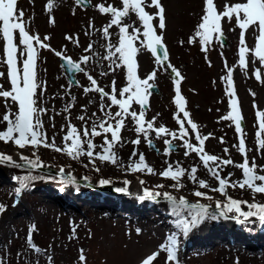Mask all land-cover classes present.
<instances>
[{
    "label": "snow or ice",
    "instance_id": "obj_1",
    "mask_svg": "<svg viewBox=\"0 0 264 264\" xmlns=\"http://www.w3.org/2000/svg\"><path fill=\"white\" fill-rule=\"evenodd\" d=\"M18 2L19 0H0V81H2L0 82V102L5 109L0 115V124L5 126L3 130H0V142H3L5 146H14L18 150L30 148L31 155L35 159L20 153L19 160L24 161L22 165L17 163L12 155L0 151V166L16 169L42 168L44 165L37 153L43 148L62 153L74 161L83 163L86 168L91 165L93 170L100 173L102 172L100 165L124 168L117 148L122 149L126 143L130 142L134 147L128 158L126 171L133 176L143 174L171 181L169 186L176 192L186 187L184 183L186 179L194 186L191 195L197 200L213 201L214 197L209 195V192L223 197L222 200H215V211H211L208 205L199 202L190 203L183 195L177 198L167 191L161 192L145 187L146 180L139 179L142 190V194L137 197L139 201L156 202L157 198L162 197L174 215L188 213V218L181 219L177 225L184 238L204 223L221 219H235L239 224L256 221L261 228H264V202H260L257 198L264 196V174H262L264 166L258 165L255 157H252L251 161L249 159L252 149L246 144L244 117L234 83V73L238 68L245 76L251 73L249 78L254 77L258 83L264 85V0H239V2L225 0L222 6L218 5L217 0H203L202 15L187 41L190 45L198 44L207 60V54L213 50V45H218L221 49L226 46L225 24L232 25L229 31L234 32L236 28L240 30L236 64L229 66L227 60L224 61L226 74L220 79L228 98L229 110L218 121V123L227 121L230 127H234L238 143L231 147L241 155L240 163H235L231 159L228 147L223 149L224 154L228 156L227 159L206 151V141L214 137L212 133L207 135L202 133L201 127L194 122L188 110V101L181 87L185 76L170 62L165 42L168 16L162 0H116L115 4L108 3V0H101L94 6V10L102 17H107V22L97 28L95 18H89L83 32L84 36L89 37V42L83 45L80 34H66L64 37L72 44V51L79 49L76 59L68 54L67 45L57 50L49 43L50 35L41 37L38 31H33L31 20L26 18L23 9L18 8ZM73 2L75 7L83 10L93 7L90 0H73ZM30 3L34 6V0H30ZM56 8V0H47L44 6V12L48 15V23L51 26L56 23L54 18ZM97 33L103 40V43L99 44L103 53L96 50L98 41L91 39ZM248 37H252V45H249ZM180 44L183 45L184 41L181 40ZM44 51L59 58L69 85L67 88L61 85V88H64V96L61 99L70 98L63 105L62 112H56L54 106L52 109L43 106L47 103V99H55V96L45 97L47 81L40 76V64ZM144 55L150 56L155 65L153 70L146 74H142L140 64V57ZM221 56L223 57V52ZM208 63L211 66L210 60ZM97 68L100 69L99 72L96 71ZM160 72L169 74L172 82L175 129L164 123L157 124L158 113L148 118V112L151 109L150 97L153 95V90L157 89ZM79 74L86 79V84H81L76 78ZM118 76L123 81L120 86H118ZM5 83L10 87L6 88ZM73 87L82 89L83 95L88 97L87 103L78 109L80 114L75 117L82 122L80 127L72 123V109L77 106V97L71 90ZM249 91L255 97L256 94ZM88 104H98L97 111L89 114ZM253 108L256 109L254 124L256 151L261 158H264V110H260L255 102ZM49 111L53 112V116L49 117L53 121V128H55V115L67 114L65 115L66 124H62L60 128V131L64 132L62 147L56 143V134L51 138L47 135L42 117ZM125 130L134 131L135 139L126 141L122 135ZM97 138H100L102 142L97 143ZM142 141L149 150H155L158 155L161 153L155 142H163L162 155L165 157L163 164L166 167L162 171L157 172L146 161L145 154L139 151ZM219 142L226 143L224 137H220ZM179 148L184 150L183 155L186 159H198L199 164L191 163L185 167L179 160L172 161L171 156ZM85 158L87 163H84ZM229 166L240 170L242 178L233 180V172H227L224 175ZM201 169L216 182V186L199 177L198 172ZM59 172L62 183L69 186L76 185L74 177L69 175L67 179L64 178V168H60ZM14 179L20 185L15 189L14 196L21 197L22 193L29 188L30 181L42 179V177L26 175L17 176ZM110 183L109 179L99 180V185L102 187L109 186ZM123 183L126 186L131 184L127 179ZM165 187V184L155 185L156 189ZM237 189L248 191L252 197L251 202L234 198L230 190ZM64 190L61 189V191ZM115 191L127 194L128 187L118 188ZM17 203L18 201L12 206L16 207ZM245 208L247 210H244ZM7 210L8 205L0 203V215ZM78 228L79 225L73 222L70 239L79 238ZM35 231V225L28 230L25 246L39 254L42 250L33 241ZM135 234L139 236L141 229L137 228ZM91 235L89 230L88 237L91 238ZM125 235L131 241L132 233L126 232ZM124 247L127 248L128 244ZM179 250L180 238L173 233L167 237L166 243L145 251L140 256L138 264H161V262L181 264ZM44 255L47 256L44 264H54L53 256L46 249ZM77 260L79 264H88L84 248L78 250ZM0 264H6V257L0 256ZM36 264H39V260ZM236 264L239 262L237 261Z\"/></svg>",
    "mask_w": 264,
    "mask_h": 264
},
{
    "label": "rangeland",
    "instance_id": "obj_2",
    "mask_svg": "<svg viewBox=\"0 0 264 264\" xmlns=\"http://www.w3.org/2000/svg\"><path fill=\"white\" fill-rule=\"evenodd\" d=\"M46 2L47 0H34L33 6L30 0H19L18 8L23 9L26 18L31 20L33 31H38L41 37L50 35L51 40L49 43L57 50L67 45L69 48L68 54L76 59L79 49L72 51V44L64 37L66 34H80L81 43L86 45L89 42V37L84 36L83 32L89 18H95L94 22L97 28L107 22V17H102L94 10V6L101 0H90L93 7L87 10L75 7L72 0H56L57 8L54 11L56 23L54 26L48 23L49 17L44 12ZM162 2L168 16L165 42L170 62L185 76L181 87L183 95L188 101V110L194 122L201 127L202 133L205 135L212 133L214 137L206 141V151L209 154L227 159L228 156L224 154L223 149L228 147L231 159L235 163H240L242 162L241 155L231 147L233 144L238 143L234 127H230L227 121L218 123L220 118L229 110L228 98L224 93V86L220 79L226 74L224 61L226 59L229 66L236 64L240 30L236 28L234 32L229 31L228 29L232 25L225 24L226 46L221 49L218 45H213V50L207 54L206 60L205 53L200 50L198 44L190 45L187 42L194 32V27L199 22V17L202 15L203 0H162ZM228 2H239V0H228ZM108 3L115 4L116 0H108ZM217 3L222 6L225 0H217ZM73 11H75V15H73ZM91 39L98 41L96 50L103 53V49L99 47V44L103 43L99 33ZM181 40L184 41L183 45L180 44ZM248 43L252 45V37H248ZM221 52H223V57ZM209 60L211 66L208 63ZM140 64L142 74L152 71L155 67L153 59L148 55L140 57ZM99 70V68L96 69L97 72ZM40 76L47 81L45 97L55 96V99H47V103L43 106L49 109L54 106L56 112H62L63 105L70 98L61 99V97L64 96V88L69 85L58 58L47 51L42 52ZM249 77H251V73L245 76L237 68L234 73V83L244 117V128L247 134L246 144L252 149L249 153V159L251 161V158L255 157L256 163L264 166V158H261L256 151V128L254 127L256 109L253 108L255 102L260 110H264V85L258 83L254 77ZM76 78L81 84L87 83L82 74L77 75ZM117 80L118 86H120L123 82L122 78L118 76ZM61 85H64V88H61ZM5 87L10 86L5 83ZM157 88V93L150 97L151 109L148 112V118L150 119L158 113L157 124L164 123L175 129L176 124L173 120L175 108L172 104L174 92L171 79L167 73H158ZM71 90L73 95L77 97V106L72 109V123L80 127L82 122L76 120L75 117L80 114L78 109L81 105L87 103L88 97L83 95L80 88L73 87ZM249 90L256 94L255 97L250 94ZM97 108L98 104H88L89 114L97 111ZM4 110L2 102H0V115L3 114ZM65 115L67 114L55 115V128L52 127L53 121L49 118L53 116L52 111L42 117L48 137L51 138L56 134V143L61 147L63 146L62 137L64 132H61L60 128L62 124H66ZM4 127L0 124V130H3ZM122 135L126 141L135 139V133L132 130H125ZM220 137H224L226 143H220ZM96 142L101 143L102 140L97 138ZM155 143L161 154L158 155L155 150H149L143 141L139 146V151L145 154L146 161L159 172L166 167L163 164L165 157L162 155L164 145L162 141H156ZM133 147L129 142L126 143L124 148H117L124 168L100 165L102 168L100 173L95 172L91 165L86 168L83 163L74 161L62 153H55L51 149L42 148L37 153L44 165L42 168L48 172H51L54 168L60 175V168H64L66 175L67 172L74 170V174H72L77 182L76 186L80 185L85 174H89L99 177V180L109 179L111 183L108 187L110 188L112 185V190L128 187L127 194L119 193L110 196L111 199H114L111 203L97 200L101 195H105V192L95 194L97 193L96 189L100 187L97 184L99 181L95 182V180L87 181V184L83 183L85 187L81 186V190H76L74 186L68 185L64 191L60 192L55 186H48L49 188H47L39 185L30 188L27 194L23 192L21 197H15L16 180L14 177L41 176V173L35 170L0 166V203L8 205L7 212L0 215V256L6 257V264H36L37 260H39V264H44V261L47 260V256L44 255L45 249L53 256L54 264H79L77 256L80 248H84L88 257V264H138L140 256L145 251L154 249L161 243H166L167 237L173 233H176L180 238L178 254L181 264H236L237 261L239 264H264V243L261 245L253 244L257 237H263L264 239V231L263 233H256L258 222L253 221L245 224L236 222L238 228L232 227L234 229L233 234H229V230H227L230 229L229 224L213 227V225L204 223L187 238H184L182 233L180 235L178 230L173 227V222L179 223L181 219L188 218L187 212L182 213L180 216L174 215L167 202L160 198H157L156 202L139 201L137 197L142 194L139 179H145L147 182L145 187L156 191L160 190L156 189L155 185L165 184L166 187L161 190L167 191L177 198L183 195L192 203L205 202L207 203L205 205L215 207V200H222L223 197L209 192V195L214 197L213 201L197 200L196 197L191 195L194 186L186 179L184 181L186 187L182 191L176 192L169 186L172 183L171 181L143 174L133 176L126 171L128 158L133 151ZM0 151L12 155L14 160L20 164L24 163V161L19 160L20 153L35 159L31 155L32 150L30 148L18 150L14 146H5L3 142H0ZM183 151L182 148H179L170 159L181 161L185 167H188L191 163L199 164L198 159H186ZM136 158L138 159V157ZM84 163H87L86 158ZM227 172L234 173L233 180L242 178L241 171L231 166L223 174L226 175ZM198 175L216 186V182L208 177L206 171L201 169ZM125 179L131 182L130 186L124 185L123 181ZM88 192L92 193L90 197H83V193ZM230 194L234 198L248 200L249 202L252 199L248 191L230 190ZM257 198L260 202H264V196H258ZM17 201V206L13 207L12 205ZM145 204H153V206L148 207L149 205L146 206ZM73 222L79 225L77 230L78 239H70ZM33 225L36 227V231L33 233V241L42 250L39 254L32 252L25 246L26 234ZM137 228L141 229L139 236L135 234ZM214 228L215 230H213ZM89 230H91V238L88 237ZM230 231L232 232V230ZM126 232L132 233L131 241L125 235ZM209 235H212V237L210 238ZM205 237L208 238V243L201 245L199 241L202 242ZM192 243L193 245H189ZM125 244H128L127 248L124 247ZM18 253L22 255L18 256Z\"/></svg>",
    "mask_w": 264,
    "mask_h": 264
},
{
    "label": "bare ground",
    "instance_id": "obj_3",
    "mask_svg": "<svg viewBox=\"0 0 264 264\" xmlns=\"http://www.w3.org/2000/svg\"><path fill=\"white\" fill-rule=\"evenodd\" d=\"M109 193V192H108ZM110 196H112V194H106L103 198H102V202H104V203H111L114 199H111L110 198ZM97 200H99V199H97ZM123 202V201H122ZM147 205H149L148 207H150V206H153V204H146V206ZM131 206H133V205H131ZM213 230H215V228L213 229ZM233 230L234 229H232V232H233ZM218 234V233H217ZM209 237L211 238L212 237V235H209ZM209 238V239H210ZM205 240H204V242L205 243H208V238H204ZM264 243V239H263V237H257V239L253 242V244H259V245H261V244H263ZM210 244V243H209Z\"/></svg>",
    "mask_w": 264,
    "mask_h": 264
},
{
    "label": "trees",
    "instance_id": "obj_4",
    "mask_svg": "<svg viewBox=\"0 0 264 264\" xmlns=\"http://www.w3.org/2000/svg\"><path fill=\"white\" fill-rule=\"evenodd\" d=\"M41 176H42V178H49V177H54L55 175H48V174L41 173ZM41 176H38V177H41ZM29 183H31V181Z\"/></svg>",
    "mask_w": 264,
    "mask_h": 264
}]
</instances>
